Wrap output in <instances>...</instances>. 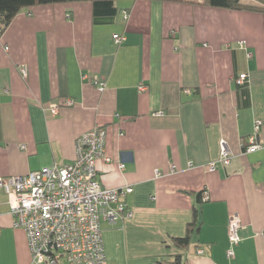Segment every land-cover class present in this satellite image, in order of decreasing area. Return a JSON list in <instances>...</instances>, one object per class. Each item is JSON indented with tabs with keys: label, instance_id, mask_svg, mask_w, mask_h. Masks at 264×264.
Instances as JSON below:
<instances>
[{
	"label": "crops",
	"instance_id": "obj_1",
	"mask_svg": "<svg viewBox=\"0 0 264 264\" xmlns=\"http://www.w3.org/2000/svg\"><path fill=\"white\" fill-rule=\"evenodd\" d=\"M94 1L24 8L0 37V177L70 164L78 138L103 127L110 161L97 162L98 179L133 188V216L102 222L108 264H264V12ZM252 137L260 147L248 153ZM195 208L199 227L179 247ZM232 213L242 228L230 257ZM13 223L0 188V264H32Z\"/></svg>",
	"mask_w": 264,
	"mask_h": 264
},
{
	"label": "built area",
	"instance_id": "obj_2",
	"mask_svg": "<svg viewBox=\"0 0 264 264\" xmlns=\"http://www.w3.org/2000/svg\"><path fill=\"white\" fill-rule=\"evenodd\" d=\"M125 19L129 15L124 12ZM125 38L118 36L116 43ZM26 73V68H21ZM247 74L237 80L242 84ZM102 88V87H101ZM144 86L140 90H145ZM71 98L62 104L48 105L53 114L60 106H71ZM246 152H255L260 145L254 137ZM106 130L96 127L76 142L77 157L65 165L56 163L25 175L0 177V188L9 196L14 227L25 230L32 255V264H108L102 222L116 224L119 218H131L133 212L124 198L132 187L106 188L98 179L97 162L110 161L105 153ZM232 153L222 142L219 162L231 163ZM120 169L125 168L120 163ZM216 170V163L210 165ZM204 199H208L204 192ZM241 218L232 213L229 218V241L234 248L241 241ZM200 253L202 250L199 251Z\"/></svg>",
	"mask_w": 264,
	"mask_h": 264
},
{
	"label": "trees",
	"instance_id": "obj_3",
	"mask_svg": "<svg viewBox=\"0 0 264 264\" xmlns=\"http://www.w3.org/2000/svg\"><path fill=\"white\" fill-rule=\"evenodd\" d=\"M88 0H0V37L12 23L16 15L24 8L34 5L78 2ZM95 5L111 3V0H95ZM205 4L231 10H249L256 12H264V7L245 4L243 0H205ZM199 209L195 208L193 220L187 226L186 235L183 237H175L174 243L179 247H186L191 244L194 231L199 227ZM172 264H181L180 257H177Z\"/></svg>",
	"mask_w": 264,
	"mask_h": 264
}]
</instances>
